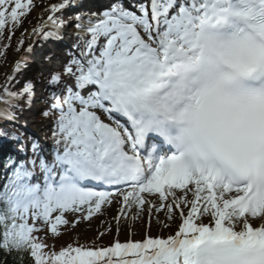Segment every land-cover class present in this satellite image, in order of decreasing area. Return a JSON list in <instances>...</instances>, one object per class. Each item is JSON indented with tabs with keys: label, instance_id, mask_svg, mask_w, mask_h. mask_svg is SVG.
Instances as JSON below:
<instances>
[{
	"label": "snow or ice",
	"instance_id": "snow-or-ice-1",
	"mask_svg": "<svg viewBox=\"0 0 264 264\" xmlns=\"http://www.w3.org/2000/svg\"><path fill=\"white\" fill-rule=\"evenodd\" d=\"M75 2L47 6L33 33L59 38L65 21L56 14ZM33 7L0 0V39L7 30L11 40ZM75 27L84 33L80 55L47 81L50 158L34 141L31 156L5 162L0 250L19 264H264V0H144L136 11L113 0L86 22L77 16ZM24 64L0 90V120L15 121L19 102L33 101L32 82L8 87ZM0 137L18 139L3 129ZM115 196L122 214L146 204L169 219L178 213V230L45 251L41 225L59 236L65 214L86 221Z\"/></svg>",
	"mask_w": 264,
	"mask_h": 264
},
{
	"label": "rangeland",
	"instance_id": "rangeland-1",
	"mask_svg": "<svg viewBox=\"0 0 264 264\" xmlns=\"http://www.w3.org/2000/svg\"><path fill=\"white\" fill-rule=\"evenodd\" d=\"M57 3L55 0H34V7L27 15V17L22 18V23L19 27H17L16 36L23 35L25 44L30 46L33 42L34 33L33 29L36 28L41 24L42 19L49 15V12L46 11L44 13V9L51 4ZM64 14H69L64 13ZM67 57V56H66ZM15 59V58H13ZM18 58L13 62L10 69L8 70V74L12 72L15 62ZM1 61V60H0ZM1 65V64H0ZM19 88V86H17ZM42 126V124H40ZM43 127H45L43 125ZM52 129L51 127H45L41 130V134L44 135L45 138L51 139L52 137ZM119 197V196H118ZM155 196H149V198H153ZM120 198V197H119ZM158 199V197H155ZM121 199V198H120ZM159 200V199H158ZM122 203H105L102 205L101 210L97 213L91 215L90 219L83 220L81 214H73L67 213L65 214V219L69 221V224L65 225L70 229L68 234L69 239L79 238V239H92L97 238L98 241V248H109L113 245V242H117L121 244L128 243V242H142L144 236L148 238H158L157 235L164 237L165 239L170 236L174 235L178 228L174 231H167L164 229V226L167 220H173L175 217V213L172 214L173 219H169V214L167 210L164 213L160 211H155V208L149 212V206H143V210L138 211L134 206L131 211L122 214L121 209ZM153 206L158 207V204H154ZM159 213V214H155ZM175 216V217H174ZM119 217V219H117ZM135 217V218H133ZM78 220L79 222L75 224L73 227L72 222ZM180 223V219L178 218ZM141 223V224H139ZM149 223H153L154 226L152 229L146 228ZM143 224V225H142ZM145 226V227H142ZM44 231L45 225H41ZM155 231L156 234L153 233ZM42 232V231H41ZM107 233L113 234L117 233V235L112 239L110 235L107 237ZM43 234V232L41 233ZM39 234V236L41 235ZM73 241H77L74 239ZM57 240H51L47 247V251H55L53 247L58 246L56 244ZM71 242V241H70ZM78 242V241H77ZM128 258V257H125Z\"/></svg>",
	"mask_w": 264,
	"mask_h": 264
},
{
	"label": "trees",
	"instance_id": "trees-1",
	"mask_svg": "<svg viewBox=\"0 0 264 264\" xmlns=\"http://www.w3.org/2000/svg\"><path fill=\"white\" fill-rule=\"evenodd\" d=\"M7 30L5 31V38L0 39V50H2L5 54L3 56H0V73L3 72V70L7 67V65L10 63L11 58L10 56L12 53H15L18 48L22 45L20 41H23L22 35H17L16 36V30L12 33V38L11 40H8L6 37L8 36ZM5 45L7 47L5 48ZM51 236V235H50ZM55 237V236H54ZM58 246L54 248L56 252H59L63 248L68 247L69 245L73 247H78V246H84L86 248H93V245L91 244L92 241H87V240H82L80 243L74 242L73 240H64L63 238H58L56 239ZM71 241V242H70ZM47 245V243H45ZM47 251V248L45 249ZM0 264H19L18 259L15 257L14 254H8L5 253L4 251L0 250ZM25 264H28L27 261H25Z\"/></svg>",
	"mask_w": 264,
	"mask_h": 264
},
{
	"label": "bare ground",
	"instance_id": "bare-ground-1",
	"mask_svg": "<svg viewBox=\"0 0 264 264\" xmlns=\"http://www.w3.org/2000/svg\"><path fill=\"white\" fill-rule=\"evenodd\" d=\"M56 1H58V0H56ZM58 2H59V1H58ZM45 12H46V8L44 9V13H45ZM10 85H11L12 89H13L14 87L17 86V85H15V79L11 81V84H10ZM177 195H179V193H177ZM189 197H190V194H189ZM155 214H156V213H155ZM172 219H173V218H172ZM139 224H141V223H139ZM142 225H143V224H142ZM165 225H166V227H167L165 230H167V231H174V230L177 228V226H178V220L173 219L172 221H166ZM153 226H154L153 223H149V224L146 226V228H148V229H152ZM142 227H145V226H142ZM153 233L156 234L155 231H153Z\"/></svg>",
	"mask_w": 264,
	"mask_h": 264
}]
</instances>
